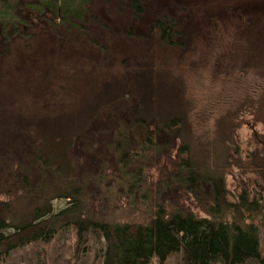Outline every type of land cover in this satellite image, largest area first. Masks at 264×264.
Here are the masks:
<instances>
[{
    "label": "trees",
    "instance_id": "trees-1",
    "mask_svg": "<svg viewBox=\"0 0 264 264\" xmlns=\"http://www.w3.org/2000/svg\"><path fill=\"white\" fill-rule=\"evenodd\" d=\"M94 1L0 0V43L28 35L24 9L92 34L107 21H100L103 11ZM102 2L109 14L113 3L122 11L131 7L137 18L148 9L160 41L179 48L180 59L189 52L191 27L197 28L188 20L187 0L155 1L148 8L145 0ZM127 91L136 98L128 112L117 107L100 121L99 113L87 119L61 115L53 124L28 129V136L23 129L2 140L0 264H264V136L244 155L240 146L234 148L249 110L264 126V88L257 101H243L217 121L210 144L192 134L183 95L177 110L167 114L158 109L163 102L157 93L148 101ZM105 134L107 160H116L117 169L104 156L99 159ZM206 151L211 160L194 159ZM155 160L164 163L156 194L155 183L144 177ZM234 165L248 177L231 199L226 172ZM175 188L197 202L199 214L179 206L178 197H165ZM58 200L66 205L56 210Z\"/></svg>",
    "mask_w": 264,
    "mask_h": 264
},
{
    "label": "rangeland",
    "instance_id": "rangeland-1",
    "mask_svg": "<svg viewBox=\"0 0 264 264\" xmlns=\"http://www.w3.org/2000/svg\"><path fill=\"white\" fill-rule=\"evenodd\" d=\"M102 1L95 0L94 6L104 13L100 21H107L95 25L92 34L70 31L24 9L28 35L0 43V125L5 124L0 127V152L6 135L25 129L28 136V129L36 130L43 122L53 124L61 115L87 119L99 113L100 121L111 112L115 114L117 107L127 111L136 103L128 88L148 101L157 93L159 103L163 102L158 109L167 114L166 109L174 112L177 100L184 98V105H190L192 134L210 144L216 139L219 119L232 115L243 101H257L263 93L264 0H187L188 20L197 29L191 27L184 59H180L179 48H168L160 41L148 9L137 18L131 7L122 11L119 3H113L109 14ZM155 1L167 3L145 0L147 8ZM248 113L234 145L235 149L241 147L243 155L256 148L264 136V126L254 122L251 110ZM104 137L97 152L99 159L104 156L117 169L116 160H107L110 138ZM203 156L195 154L194 159L211 160V152ZM237 158L230 157L234 162ZM153 163L144 177L149 175V182L155 183L161 180L164 163ZM247 177L235 165L227 170L231 199ZM160 184H154V194ZM169 191L166 198L178 197L179 206L199 214L193 198L187 194L182 198L179 188ZM65 205L63 200L54 202L56 210Z\"/></svg>",
    "mask_w": 264,
    "mask_h": 264
}]
</instances>
